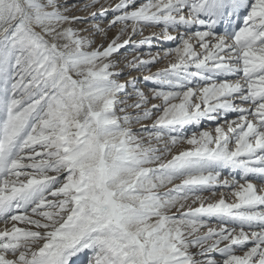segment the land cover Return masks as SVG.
Segmentation results:
<instances>
[{"label": "snow or ice", "instance_id": "1", "mask_svg": "<svg viewBox=\"0 0 264 264\" xmlns=\"http://www.w3.org/2000/svg\"><path fill=\"white\" fill-rule=\"evenodd\" d=\"M0 224V264H264V0H0Z\"/></svg>", "mask_w": 264, "mask_h": 264}, {"label": "rangeland", "instance_id": "2", "mask_svg": "<svg viewBox=\"0 0 264 264\" xmlns=\"http://www.w3.org/2000/svg\"><path fill=\"white\" fill-rule=\"evenodd\" d=\"M118 2V0H112V3L114 4V3H117ZM95 10V9H94ZM78 15H84V13H77ZM109 18H110V16H109ZM152 29L151 28H149V29H146L145 31H144V35L145 36H152L153 37V39H156V35L157 34H155V36L153 35L154 33H152ZM115 34H116V31L115 30H113V31H111V32H109V36L110 37H112V36H115ZM155 37V38H154ZM140 37H137V39H139ZM156 40H158V39H156ZM154 43H155V46L151 49V51L153 52V53H155L156 51H158V50H161V49H165V47L168 45V44H164V45H161L160 43H158V41H155L154 40ZM142 51L143 52H145V53H147L148 51H149V48L147 47V46H144L143 47V49H142ZM167 65H168V60H163L162 62H160L159 64H157L154 68H153V71H156V70H158V69H163V68H165V67H167ZM134 75H136V73H133ZM207 124H206V126H203L205 129H208V128H213L214 127V124L212 123V122H209V121H207L206 122ZM137 127H139V126H137ZM178 149H174V153H175V151H177ZM169 159L171 158L170 156L168 157ZM227 174H225L224 176H226ZM227 177V176H226ZM230 179V178H229ZM179 183V181H174L173 182V184H170V185H167L165 188H162V189H160V191H162V192H164V191H168L170 188H172L173 186H174V184H178ZM219 191L220 190H218V193H219ZM222 191H224V194H225V197L226 198H230V193H229V191H228V189H223ZM205 195L207 196V195H210L209 193H205ZM214 199H219V194H217V196L214 198ZM4 227V225L3 224H0V229H2Z\"/></svg>", "mask_w": 264, "mask_h": 264}, {"label": "bare ground", "instance_id": "3", "mask_svg": "<svg viewBox=\"0 0 264 264\" xmlns=\"http://www.w3.org/2000/svg\"><path fill=\"white\" fill-rule=\"evenodd\" d=\"M151 29L153 30L152 33L157 34L156 37L159 36L160 31H161L160 28H155V29L151 28ZM222 30H223V26L221 27V31H222ZM154 38H155V37H154ZM154 40H155V41H158V43H160L161 45L168 44V45L165 47V49L175 47V43L172 42V41H162V40H160V39H158V40L154 39ZM156 102L159 103V101H156ZM206 122H207V121H204V122H203V126H206V124H207ZM223 174H224V175L227 174L226 176H227L228 178L231 179V177L229 176V172H228V170H225ZM226 176H225V177H226Z\"/></svg>", "mask_w": 264, "mask_h": 264}]
</instances>
